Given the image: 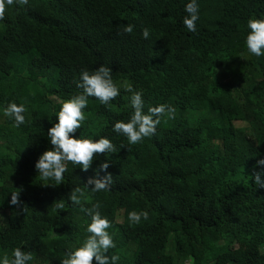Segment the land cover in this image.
<instances>
[{
	"label": "trees",
	"instance_id": "obj_1",
	"mask_svg": "<svg viewBox=\"0 0 264 264\" xmlns=\"http://www.w3.org/2000/svg\"><path fill=\"white\" fill-rule=\"evenodd\" d=\"M187 2L29 0L6 8L0 105L24 103L28 122L16 128L0 113V253L19 246L33 252L34 264H61L87 237L84 209L98 202L116 243L105 255H117V264H264V187L251 179L264 158V57L240 60L247 20L264 16V0H198L194 33L183 24ZM127 24L132 33L123 32ZM102 64L120 95L109 105L89 97L73 135L107 136L118 151L97 154L86 171L69 162L63 182L47 185L34 167L52 147L46 133L80 91L81 70ZM126 84L143 91L146 109L176 110L136 145L112 128L132 112ZM106 159L110 188L74 206L71 190L106 175L99 168ZM15 191L27 212L9 204ZM133 210L149 218L133 224Z\"/></svg>",
	"mask_w": 264,
	"mask_h": 264
},
{
	"label": "clouds",
	"instance_id": "obj_2",
	"mask_svg": "<svg viewBox=\"0 0 264 264\" xmlns=\"http://www.w3.org/2000/svg\"><path fill=\"white\" fill-rule=\"evenodd\" d=\"M20 6L27 5L29 0H0V20L5 16L6 8L13 4ZM200 4L198 0H188L184 5L187 13L183 17V24L189 33L198 31L197 21L200 18ZM135 25L127 24L123 32L132 33ZM247 35L245 37V47L247 52L255 57H264V16L259 18L250 17L247 20ZM151 36L149 28L142 30V37L148 39ZM243 55V53L241 54ZM76 87L80 91L65 100L57 114L58 122L54 123L46 133L52 145L45 150L35 162V169L38 176L48 182L47 185H59L64 180V173L67 171L68 163L79 165L83 170H88L97 154L116 153V145L107 136H100L98 139L77 138L73 135L85 121V109L89 102V97H95L103 105H109L120 95L121 87L114 81L112 69L109 66L101 65L92 71L82 69ZM124 87L131 93L130 107L132 112L130 118L117 120L112 128L113 131L126 137L130 145H136L151 138L157 132V125L161 123L163 117L173 119L175 108L166 103L147 106L142 90H134L131 84ZM146 109V110H145ZM28 111L24 103L7 102L0 105V113L3 117L12 121L14 127L19 128L28 121L25 113ZM110 161L104 160L99 168L107 173ZM259 170H253L251 179L256 186L264 187V158L256 161ZM113 183V176L107 173L103 177H89L83 186H77L71 190L70 201L74 206L83 207V200L86 195L97 193L110 188ZM91 186V187H90ZM10 205L21 207L22 211L27 212V208L20 199V192L11 193ZM57 208H64L63 203H58ZM91 217V222L87 225V237L80 246L74 250L67 251L61 264H117V255H105L110 249L116 248V243L109 229L112 227L111 221L107 216L102 215L100 204L94 203L91 207L84 209ZM3 217V216H0ZM149 212L147 210L130 211L128 219L133 224H138L141 220H147ZM35 257L32 251L24 250L22 247H15L11 252L0 253V264H34Z\"/></svg>",
	"mask_w": 264,
	"mask_h": 264
},
{
	"label": "rangeland",
	"instance_id": "obj_3",
	"mask_svg": "<svg viewBox=\"0 0 264 264\" xmlns=\"http://www.w3.org/2000/svg\"><path fill=\"white\" fill-rule=\"evenodd\" d=\"M250 56H252V54H250V53H243V55L240 56V60H241V61L246 60V59L249 58ZM23 68H24V66H23V67H20L19 69H17L18 71H17L16 69H14V72H19V73H20V72L23 71ZM36 87H37V86H36ZM0 218H1V217H0ZM118 219L121 220V216H119ZM220 243H223V241L219 242V244H220ZM236 246H237V243L233 242L232 247H236ZM186 264H191V260H189V261L187 260V261H186Z\"/></svg>",
	"mask_w": 264,
	"mask_h": 264
}]
</instances>
